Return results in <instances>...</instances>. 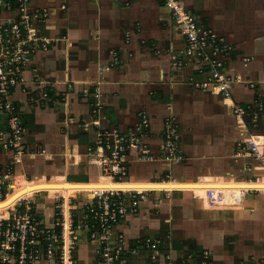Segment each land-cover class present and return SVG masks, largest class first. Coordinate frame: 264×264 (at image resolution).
Returning a JSON list of instances; mask_svg holds the SVG:
<instances>
[{
	"label": "crops",
	"instance_id": "crops-1",
	"mask_svg": "<svg viewBox=\"0 0 264 264\" xmlns=\"http://www.w3.org/2000/svg\"><path fill=\"white\" fill-rule=\"evenodd\" d=\"M16 2L1 0L0 25L30 14L33 29L49 43L31 56L23 82L9 97L22 123L25 151L0 144V164L11 165L15 179L6 181L5 192L10 202L37 196L16 209L31 207L47 226L60 209L72 210L77 224L94 194L112 183L102 175L69 180H89L83 173L88 166L81 163L85 154L98 149L103 136L125 133L148 118L144 144L159 156L164 122L172 116L180 127L184 162L150 163L138 160L135 150L126 156L124 185L157 194L113 228L109 244L122 248L124 264H166V251L178 264H199L204 251L209 264H263L264 168L249 155L245 140L256 137L264 150V0H182L200 24L233 49L226 65L233 80L228 99L199 88L197 83L207 80L199 62L176 65L185 38L163 0H28L22 8ZM39 11L47 12L46 19L33 18ZM233 103L259 111L257 125L251 117L241 124ZM43 167H67L66 176L48 178V171L39 174ZM165 171L170 186L156 187L166 182L154 181ZM33 172L39 175L27 179ZM67 188L74 197H91L61 205L49 198ZM211 188L227 194V203L211 207L206 197ZM74 238V264H108L98 255L99 241L82 230ZM146 239L159 240L160 246L136 245Z\"/></svg>",
	"mask_w": 264,
	"mask_h": 264
},
{
	"label": "built area",
	"instance_id": "built-area-1",
	"mask_svg": "<svg viewBox=\"0 0 264 264\" xmlns=\"http://www.w3.org/2000/svg\"><path fill=\"white\" fill-rule=\"evenodd\" d=\"M16 1L21 8L28 3V0ZM163 1L172 13L176 28L185 38L184 55L176 65H187L191 60L199 62V70L207 75L205 82L197 83L199 88L210 89L224 98H230L233 80L227 75L226 65L233 51L232 47L223 37L200 24L184 7L182 0ZM38 14L43 20L47 17L46 11H39L33 14V18H38ZM30 17V14L22 12L18 22L0 25V115L5 116V126L0 127V144L5 150L18 154L25 151L24 130L17 108L9 97L23 82L24 70L31 56L39 50H47L49 45L46 39L37 35L30 23ZM113 55L116 60V54ZM232 108L241 124L246 126L245 117H251L252 126L257 125L259 111L252 112L251 109L234 103ZM149 127L148 118H143L137 126L131 127L125 133L114 131L103 136L96 156L101 171L110 174L115 180H122L128 173L129 161L126 156L132 150L138 151V160L183 163L185 158L180 148V127L176 120L170 116L164 122V138L159 156L150 154L144 144ZM255 139L256 137H249L245 144L249 155L264 168V150ZM11 175V165L8 170L0 169V200L7 195L5 186ZM144 194L122 191L99 193L86 204V214L77 224L72 210L69 212L64 209H60V214L50 226L42 223L30 209L25 212H18L16 209L7 217L0 216V264H34L44 260L74 264L76 230L85 231L89 239L101 243L98 255L108 264H124L125 252L118 245L111 246L108 236L122 220L138 212L141 203L147 200ZM206 197L211 207L225 204L229 199L227 194L213 188L207 190ZM136 245L154 249L160 246V241L146 239ZM201 255L200 263L209 264L208 252ZM171 260V257H167L166 264H178Z\"/></svg>",
	"mask_w": 264,
	"mask_h": 264
},
{
	"label": "rangeland",
	"instance_id": "rangeland-1",
	"mask_svg": "<svg viewBox=\"0 0 264 264\" xmlns=\"http://www.w3.org/2000/svg\"><path fill=\"white\" fill-rule=\"evenodd\" d=\"M96 90V89H95ZM96 91H98V90H96ZM97 94H100L99 93V91H98V93ZM98 96V95H97ZM96 96V97H97ZM102 139L103 138H100L99 139V142H101L102 141ZM98 144V143H97ZM90 151H92V152H88V153H86L85 155L87 156L85 159H83V161H81V159L79 158V160H78V162H80L81 161V163H86L87 164V166H88V168L86 167L85 169H83V173L85 174V176H87V178L89 179L88 181H91V180H97L101 175L102 176H111L110 174H105V173H103L102 171H101V169H100V166H99V164L97 163V161H98V159H97V149L96 150H90ZM150 163H159V164H161V161H156V162H150ZM165 163V162H164ZM167 164V163H166ZM81 165V164H80ZM8 167L9 166H7L6 165V167H5V169L6 170H8ZM1 168H4L3 166H2V164H0V169ZM59 168H62V167H59ZM13 170V169H12ZM46 171H48V173L49 174H51L50 176H48V178L49 177H52V176H60V175H65L66 176V172H67V167L65 168L64 167V169L62 168L61 170L60 169H57V168H55V169H50V168H48V167H46L45 168V170H44V167L42 168V172L40 171L39 172V174H42V173H45ZM80 172V175L82 174L83 175V173L81 172V171H79ZM145 173H147V172H145ZM39 174H37V172H33V174L32 173H29L28 174V176H27V179H32V177L34 176V175H39ZM144 176H147V174H143ZM168 177H167V176ZM170 174H168V172L167 171H165L164 173H162L161 174V176H160V179L159 180H154V181H161L163 178H165L166 180V182H168V181H170V176H169ZM148 176H150V175H148ZM112 177V176H111ZM127 177H130V175L128 174V176ZM152 177V176H151ZM125 177H123L122 178V181H128L127 179L128 178H126V179H124ZM67 179H68V177H67ZM148 179V178H147ZM14 181L15 179H8V182H11V181ZM12 181V182H13ZM9 191H10V187H9ZM8 191V192H9ZM152 194H157V193H155V192H147V193H145L144 195L146 196V198L147 199H149L150 197H151V195ZM159 194H161V193H158V195ZM39 197V196H38ZM48 197V196H47ZM89 197H91V196H84V195H81V194H78L77 196H75V197H71V198H69L68 199V201L67 202H78V201H80V200H82V199H88ZM35 198H37V196L35 197H31V198H26V199H23V200H21V201H19L18 202V204L17 205H19V204H22L23 202H25V201H27V200H36ZM50 199H52L53 201H55V202H59V204L61 205L62 203H64L65 202V198L63 197V196H61V195H56V196H53V197H49ZM43 199V198H42ZM3 200V199H2ZM43 200H45V199H43ZM47 200V199H46ZM17 205L13 208V209H10L9 210V214L11 213V211L13 212V211H15L16 210V208H17ZM29 209H31V207L29 208H27V209H25V210H29ZM67 209V208H66ZM24 209H22V208H20L19 210H18V212H24L25 211ZM68 210V209H67ZM8 214V215H9ZM1 216V215H0ZM5 217H7V216H5ZM133 247H135V246H133ZM133 249H136V247L135 248H133ZM205 252V251H204ZM204 252H202V253H204ZM166 257H165V260L167 261V257H170V252L168 251H166V255H165ZM202 256V255H201ZM209 259V261H208V263H210V256L208 257ZM201 261H202V259H201ZM199 264H201L200 263V261H199Z\"/></svg>",
	"mask_w": 264,
	"mask_h": 264
},
{
	"label": "bare ground",
	"instance_id": "bare-ground-1",
	"mask_svg": "<svg viewBox=\"0 0 264 264\" xmlns=\"http://www.w3.org/2000/svg\"><path fill=\"white\" fill-rule=\"evenodd\" d=\"M107 177H109L110 180H112V183H110L108 186L104 187L103 189L97 191L94 194V196L99 194V193H106V192H111V191H113V192L122 191L124 193L133 192V191L139 192V193H147L148 192L145 189L129 188V187L124 185L123 181L118 182L111 176H107ZM155 184H156V187L165 188V189L170 186L169 182H157ZM58 195L63 196L66 199V201H68L69 198L74 197L69 188H67L64 191H61ZM26 197H28V195L25 197H22V198H18L15 201L10 202L8 194H7L3 200H0V215L3 217L8 216L9 210L13 209L18 204L19 201L23 200Z\"/></svg>",
	"mask_w": 264,
	"mask_h": 264
},
{
	"label": "trees",
	"instance_id": "trees-1",
	"mask_svg": "<svg viewBox=\"0 0 264 264\" xmlns=\"http://www.w3.org/2000/svg\"><path fill=\"white\" fill-rule=\"evenodd\" d=\"M69 180L74 181V182H87L88 181L87 179H85L83 177H75V178L69 177ZM116 181L121 182L122 180L116 178Z\"/></svg>",
	"mask_w": 264,
	"mask_h": 264
}]
</instances>
